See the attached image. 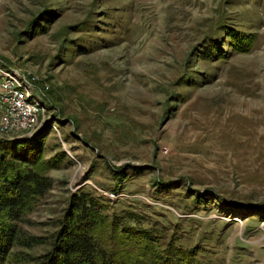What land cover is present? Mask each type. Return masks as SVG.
<instances>
[{
  "label": "rangeland",
  "instance_id": "rangeland-1",
  "mask_svg": "<svg viewBox=\"0 0 264 264\" xmlns=\"http://www.w3.org/2000/svg\"><path fill=\"white\" fill-rule=\"evenodd\" d=\"M0 68L39 94L34 129L0 109V141L40 138L50 182L13 220L7 264L49 247L80 190L124 264L177 247L264 264V0H0Z\"/></svg>",
  "mask_w": 264,
  "mask_h": 264
},
{
  "label": "trees",
  "instance_id": "trees-1",
  "mask_svg": "<svg viewBox=\"0 0 264 264\" xmlns=\"http://www.w3.org/2000/svg\"><path fill=\"white\" fill-rule=\"evenodd\" d=\"M42 146L40 138L0 141V264H7L12 246L21 238L13 220L18 219L24 206L50 184L48 177L34 167ZM102 204L89 190L73 194L49 238V247L32 255L29 264H124L117 256L120 254L109 249L97 236L96 226L103 222L102 215L105 214L101 211ZM129 216L134 217L128 213L126 218ZM128 220L124 224L127 229L151 232L148 227ZM188 254L187 248L177 247L169 259L159 264H187Z\"/></svg>",
  "mask_w": 264,
  "mask_h": 264
},
{
  "label": "built area",
  "instance_id": "built-area-1",
  "mask_svg": "<svg viewBox=\"0 0 264 264\" xmlns=\"http://www.w3.org/2000/svg\"><path fill=\"white\" fill-rule=\"evenodd\" d=\"M29 76L19 70L0 68V109L6 123L24 130L38 126V105Z\"/></svg>",
  "mask_w": 264,
  "mask_h": 264
}]
</instances>
